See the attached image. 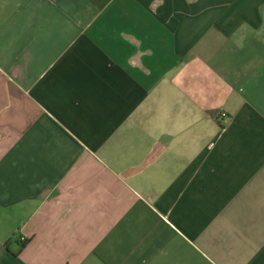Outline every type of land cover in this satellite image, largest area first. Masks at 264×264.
Masks as SVG:
<instances>
[{"label": "crops", "instance_id": "1", "mask_svg": "<svg viewBox=\"0 0 264 264\" xmlns=\"http://www.w3.org/2000/svg\"><path fill=\"white\" fill-rule=\"evenodd\" d=\"M0 264H264V0H0Z\"/></svg>", "mask_w": 264, "mask_h": 264}, {"label": "built area", "instance_id": "2", "mask_svg": "<svg viewBox=\"0 0 264 264\" xmlns=\"http://www.w3.org/2000/svg\"><path fill=\"white\" fill-rule=\"evenodd\" d=\"M220 116H221L222 120L224 121V123L230 119V116H229V114L226 111H223L220 114Z\"/></svg>", "mask_w": 264, "mask_h": 264}]
</instances>
